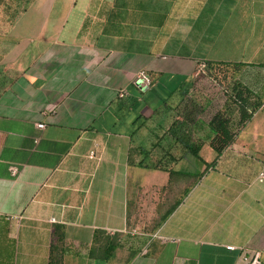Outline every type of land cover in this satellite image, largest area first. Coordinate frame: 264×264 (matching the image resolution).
Segmentation results:
<instances>
[{
    "label": "crops",
    "instance_id": "0c3cea01",
    "mask_svg": "<svg viewBox=\"0 0 264 264\" xmlns=\"http://www.w3.org/2000/svg\"><path fill=\"white\" fill-rule=\"evenodd\" d=\"M6 1L0 264H50L57 228L62 264H264V0ZM202 62L259 108L197 183L229 93Z\"/></svg>",
    "mask_w": 264,
    "mask_h": 264
},
{
    "label": "trees",
    "instance_id": "16d2710c",
    "mask_svg": "<svg viewBox=\"0 0 264 264\" xmlns=\"http://www.w3.org/2000/svg\"><path fill=\"white\" fill-rule=\"evenodd\" d=\"M221 66L222 64L207 63L208 72H213ZM223 90L230 93L227 94V102L222 110H218L214 114L208 124V127L213 134L210 145L216 153L215 160L211 164H206L203 158L199 155L201 151L200 146L191 148V154L194 155L201 164L207 166L206 171L196 174V180L198 181H201V179L211 168H215L223 152L234 143L238 131L245 127L249 121H251L253 114L249 113V108L254 106V111L255 109L259 108V104L250 103L249 100H251L252 97L250 92H248L246 89L243 90L236 82L232 84L231 89L225 87ZM139 167L145 168L147 166H145V162H143L139 164ZM169 175L170 183L173 182L175 178L188 176V174H184L182 172H173L172 170L169 171ZM99 235H101V233L96 235V241ZM54 238L58 244H54L52 247L50 264H62L60 259L62 257V252L60 254V244L63 241V236L61 234L60 228H57ZM93 253L94 252L92 250V254ZM59 254L60 257L57 259Z\"/></svg>",
    "mask_w": 264,
    "mask_h": 264
},
{
    "label": "rangeland",
    "instance_id": "374dc122",
    "mask_svg": "<svg viewBox=\"0 0 264 264\" xmlns=\"http://www.w3.org/2000/svg\"><path fill=\"white\" fill-rule=\"evenodd\" d=\"M6 5L8 6H12L13 2L12 0L6 1ZM25 3L22 2V5ZM14 14L9 13V12H0V38H5L8 36V31L11 28V22L13 21L12 16ZM38 15H36L35 13H31L25 17H23L21 20H39V18L37 17ZM4 35V36H3ZM2 41H0L1 43ZM199 85L203 86V87H207L208 90H216L218 92H220L222 90V88L228 87L231 89L232 84L234 83V78H233V70L231 68L228 67H224L221 66L220 68L214 70L213 72H207L205 76H203V78H200V80H198ZM210 153L211 155L207 154ZM202 158L207 161L208 163H211L212 161H214V153L213 151L207 149V151H205L203 153ZM188 159V157L186 158ZM171 160V158H166V162L169 163V161ZM191 169H195L196 170V174H198L199 172H201L202 170L206 169V166H203L198 160L197 158L191 157ZM151 176V175H150ZM211 177H208V179L206 180V183L204 184H209ZM197 183H199L198 180H196ZM151 184V183H150ZM134 192V191H133ZM149 226H152L153 221H147L144 222Z\"/></svg>",
    "mask_w": 264,
    "mask_h": 264
},
{
    "label": "built area",
    "instance_id": "2783aa9c",
    "mask_svg": "<svg viewBox=\"0 0 264 264\" xmlns=\"http://www.w3.org/2000/svg\"><path fill=\"white\" fill-rule=\"evenodd\" d=\"M207 70H208L207 63H205V62L200 63L199 66H198V70H197V76L199 77V76H202V75H206ZM136 81H138V85H142V86H145L147 88H150L153 85L152 78L145 72H141L138 75V78H137ZM126 96H127L126 92H121L120 95H119V97L121 99H124ZM38 128L40 130H43L45 128V126L44 125H39ZM258 182L259 183H264V170L259 174ZM229 249L233 250V248H229ZM246 260H248V259L246 258Z\"/></svg>",
    "mask_w": 264,
    "mask_h": 264
}]
</instances>
